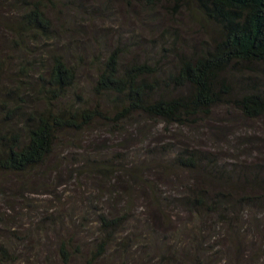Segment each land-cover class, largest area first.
Here are the masks:
<instances>
[{
	"label": "trees",
	"instance_id": "1",
	"mask_svg": "<svg viewBox=\"0 0 264 264\" xmlns=\"http://www.w3.org/2000/svg\"><path fill=\"white\" fill-rule=\"evenodd\" d=\"M5 1L23 19L11 26L12 46L26 55L16 66L0 51V174L20 182L0 187V223L9 226L0 264H14L22 247L33 251L37 233L66 221L72 225L57 233L56 253V243L44 259L35 251L32 264L56 258L108 264L112 244L125 253L143 245V253L137 251L143 259L159 246L155 264L263 261L264 242L249 248L248 226L264 228V148L251 132L226 134L224 123H236L238 115L264 119V0H178L195 7L215 31L197 45H161L155 54L135 36L137 46L144 43L141 58L132 53L134 38L111 40L108 25L83 31L80 39L54 28L42 0ZM88 1L90 12L106 7ZM38 37L44 38L42 54L34 55L26 41ZM99 120L112 134L123 131L120 143L108 146L107 159L85 157L63 175L66 154L73 161L78 153L66 150L62 137ZM63 176L80 189L62 190ZM83 177L89 178L85 185ZM248 209L263 213L245 225ZM84 229L95 235L77 239Z\"/></svg>",
	"mask_w": 264,
	"mask_h": 264
},
{
	"label": "rangeland",
	"instance_id": "2",
	"mask_svg": "<svg viewBox=\"0 0 264 264\" xmlns=\"http://www.w3.org/2000/svg\"><path fill=\"white\" fill-rule=\"evenodd\" d=\"M91 1H93L95 6L103 2L106 7L102 10L93 11L94 7L90 12L89 7L87 6L89 3L88 0H42L40 3L51 18L54 28L57 26V28L62 29L65 34L71 33L74 36L83 39V31H87V34L88 31L91 30L96 32L99 25L105 24L112 30V32L109 31V29L107 31L108 35H111V40L119 36L124 42L134 38L135 44L133 46L134 48L132 49V53L137 58L145 56V53L144 49H141L144 43L140 45L141 47L137 46L140 44V41L135 36L141 37L149 52L152 50L153 52L151 53L155 54L159 48L161 49V45H164L165 48L168 45L170 47L172 43L176 42H181L187 47L192 46L193 44L197 45L201 40L209 37L213 31H215L213 24L207 21L195 7L187 2H179L177 0L176 3H172L170 0H163L160 4L155 6L144 7L143 5L137 3L128 5L127 0ZM72 2L83 4L84 10L78 9ZM0 9H3V13H0V42L2 44L0 51L2 52V55L4 53L7 61L16 65L17 61L21 59L20 57L26 55V53L19 51L12 46L17 37L11 31V26H14V24L17 25L18 23L23 24L24 22L23 19L19 18V10L8 7L5 0H0ZM4 19L6 20V23H4ZM71 22H77L78 24L72 25ZM22 32H25L24 28H22ZM43 42L44 38L38 37L34 40L28 39L26 44L31 50H33L30 53L33 52L34 55H36L38 52L42 54L41 46H43ZM80 44L85 45L83 40H80ZM87 53H89V49ZM128 58L129 55L123 57V60L127 61L129 60ZM68 100L70 101L71 99L68 98ZM235 122L236 123L234 124L224 123V131L226 134H233L234 132H238L240 129L241 132H251L256 135L254 144L260 145L264 148V141H262L264 140V119L255 121L247 120L238 115L235 117ZM119 131V134H112V132L108 130V125L99 120V122L85 125L82 130L76 133L71 131H68L67 134L65 133L62 139L67 143H64L62 146L68 151L78 153V155L75 158L76 160L72 161L70 152L66 154L64 157L65 167L62 170L63 175H65L73 165L82 162L85 157H91L94 160L107 159L108 146L114 147L116 146V143L118 142L117 144H119L122 139L121 136L123 131ZM114 135L120 138H114ZM208 135H214L216 137L215 141L222 140L219 134H212L209 132ZM239 140H243V138H239ZM83 164L85 163L83 162ZM181 177L184 179V175H181ZM88 179V177L82 178L83 185H85V182H88ZM95 179H102L103 181L104 177H95ZM66 181H69L68 177L66 178L63 176V179L59 184L62 190L64 189V186H67L71 193L74 192V190L80 189V184L74 179H71V182ZM18 184H20V182L15 180V178L10 177L7 174H0V187L5 185L13 188ZM167 184L170 185L169 182H167ZM167 184L164 186L166 189L169 188L167 187ZM16 201L18 205L22 203L21 200L16 199ZM56 204L58 203L56 202ZM4 205V203L0 202V209H4ZM77 206H80V204ZM172 209L174 210V208ZM256 211L257 210L255 209L246 210V214L244 216L245 225L250 224L252 220H255L256 222L258 217H260L259 215L263 213L259 212L256 214ZM36 217H38V215H36ZM67 222L68 221H66V224L57 222L52 225L49 232L37 233L35 235L36 244L33 251L24 250L25 246L22 247L20 251L16 252L17 260L14 264H32L28 257L33 259V252L35 251H40L41 257L44 259V257L53 250L56 243L54 248L55 254L59 242L57 233H67L72 225V223L67 224ZM91 226H93L96 231V226L93 223H87L86 228ZM0 227L4 228L0 230V240H2L1 238L3 237V234H7V230H5V228H8L9 226L3 221L0 223ZM125 230L128 231V229ZM248 232L254 238L252 241H249V248L253 247L258 241L264 242V228L259 229L256 226L250 225L248 226ZM93 235H95V233H90L89 231L86 232V229H84L79 233L77 239H84L85 236L89 239L93 237ZM170 236L171 235H169V237ZM171 239L173 240V236ZM28 244L31 247V243L29 241ZM89 246L90 245L87 242L82 241V247L86 252L89 251ZM158 248L159 246H157L156 249L153 247L150 249L152 252L150 255L151 259H143L137 254V251L143 253V245H138V247H136V244L131 245L126 249L129 250V253H125V251H123L124 249L120 248L117 244H112L109 247V255L106 259L108 260V264H155L158 261L157 259H154ZM114 252L117 257L113 260L114 257L112 258L111 254ZM55 260L54 264H61L58 258ZM71 264H79V262L76 260L71 262ZM259 264H264V260Z\"/></svg>",
	"mask_w": 264,
	"mask_h": 264
}]
</instances>
